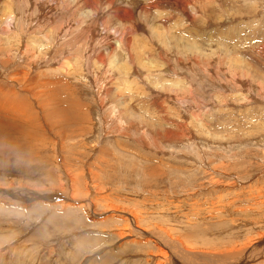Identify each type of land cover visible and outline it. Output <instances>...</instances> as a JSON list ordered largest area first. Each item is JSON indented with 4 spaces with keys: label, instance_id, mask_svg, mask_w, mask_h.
<instances>
[{
    "label": "rangeland",
    "instance_id": "rangeland-1",
    "mask_svg": "<svg viewBox=\"0 0 264 264\" xmlns=\"http://www.w3.org/2000/svg\"><path fill=\"white\" fill-rule=\"evenodd\" d=\"M0 95V264H264V0H0Z\"/></svg>",
    "mask_w": 264,
    "mask_h": 264
},
{
    "label": "bare ground",
    "instance_id": "bare-ground-1",
    "mask_svg": "<svg viewBox=\"0 0 264 264\" xmlns=\"http://www.w3.org/2000/svg\"><path fill=\"white\" fill-rule=\"evenodd\" d=\"M81 3H82V2H81ZM94 13H95V12H94ZM54 79H56V78H54ZM50 85H52V83H50ZM48 86H49V84H48ZM34 88H35V87H34ZM51 88H52V86H51ZM57 88H58V87H57ZM59 88H60V87H59ZM47 89H48V88H47ZM53 89H55V88L53 87ZM53 89H52V90H53ZM9 90H10V89H9ZM9 90H8V91H9ZM8 91L6 92V90H5L4 93H5V94H6V93H9ZM36 91H37V90H36ZM10 92H11V91H10ZM26 92H27V91H26ZM38 92L41 93V91H39V90H38ZM42 92H43V91H42ZM51 92H52V91H51ZM4 93H3L2 95H4ZM31 93H32V91H31ZM9 94H10V93H9ZM13 94H14V93L11 92V95H13ZM29 94H30V93H29ZM31 95H32V94H31ZM33 95H36V94L33 92ZM0 96H1V95H0ZM7 96H10V95H7ZM36 96H37V95H36ZM36 96H35V97H36ZM2 97H4V96H2ZM35 97H34V98H35ZM37 97H38V96H37ZM37 97H36V98H37ZM42 97H43V96H42ZM44 97H45V96H44ZM15 98H16V97H15ZM36 98H35V99H36ZM8 99H9V98H8ZM4 100H5V99H4ZM11 100H12V99H11ZM5 101H6V100H5ZM1 102H2V101L0 100V103H1ZM24 102H25V101H24ZM12 103H13V101H12ZM14 103H15V102H14ZM5 104H6V103H4V105H5ZM47 104H49V103H47ZM53 104H54V103H53ZM74 104H75V103H74ZM76 104H77V103H76ZM2 105H3V104H2ZM6 105H7V104H6ZM6 105H5V106H6ZM12 105H13V104H12ZM15 105H16V104H15ZM24 105H25V104H24ZM64 105H65V104H64ZM64 105H63V106H64ZM19 106H20V105H19ZM21 106H22V105H21ZM25 106H26V105H25ZM31 106H32V104H31ZM40 106H41V105H40ZM73 106H74V105H73ZM12 107H13V106H12ZM14 107H15V106H14ZM23 107H24V106H23ZM23 107H22V108H23ZM28 107H29V106L27 105V108H28ZM59 107H61V105H60ZM17 108H18V107H17ZM27 108H26V109H27ZM70 108H71V107H70ZM4 109H5V107H4ZM10 109H12V108H10ZM24 109H25V107H24ZM26 109H25L24 111H26ZM28 109H30V108H28ZM45 109H46V108H45ZM63 109H65V108H63ZM66 109H67V111H68V110H69V107H68V108L66 107ZM5 110H6V109H5ZM16 110H17V109H16ZM16 110H15V111H16ZM33 110H34V109H33ZM1 111H3V109H2V110L0 109V112H1ZM8 111H9V110H8ZM20 111H21V110H20ZM24 111H23V112H24ZM64 111H65V110H64ZM64 111H63V112H64ZM70 111L73 112V110H71V109L69 110V112H70ZM11 112H13V111H11ZM11 112H10V114H12ZM18 112H19V110H18ZM21 112H22V111H21ZM21 112H20V113H21ZM27 112H29V111H26L25 116H26V114L28 115ZM31 112H32V111L30 110V113H31ZM8 113H9V112H8ZM20 113L17 114V112H16L15 114H17V116H18V115H20ZM66 113H67V112H66ZM70 113H71V112H70ZM2 114H5V113H2ZM6 114H7V113H6ZM10 114H9V115H10ZM45 114H46V112H45ZM0 115H1V113H0ZM13 115H14V114H13ZM46 115H47V114H46ZM53 115H54V114H53ZM62 115H65V113H63ZM1 116H3V115H1ZM55 116H57V115H55ZM70 116H71V114H70ZM74 116H75V115H74ZM8 117L11 118L10 116H8ZM13 117H14L15 120H17L18 122H20V121L23 120L22 118H19V120H18V118L16 119L15 115H14ZM19 117H20V116H19ZM23 117H24V116H23ZM60 117H62V116H60ZM66 117H67V116H66ZM76 117H77V116H76ZM5 118H6V117H5ZM14 118H13V119H14ZM25 118H26V117H25ZM27 118H28V117H27ZM27 118H26V119H27ZM32 118H33V117H32ZM71 118H72V117H71ZM71 118H70V119H71ZM74 118H75V117H73V119H74ZM13 119L11 118L10 121H12ZM20 119H21V120H20ZM26 119H25V120H26ZM66 119H67V118H66ZM73 119H72V120H73ZM75 119H76V118H75ZM75 119H74L73 121H75ZM77 119H78V118H77ZM0 120H1V119H0ZM6 120H9V119L6 118ZM58 120H61V119L58 118ZM64 120H65V119H64ZM3 121H4V120H3ZM10 121H9V122H10ZM23 121H24V120H23ZM23 121H22V123H23ZM62 121H63V120H62ZM67 121H69V120L67 119ZM73 121H70V122H73ZM1 122H2V121H1ZM26 122H27V121H26ZM14 123H15V122H14ZM76 123H77V121H76ZM3 124H4V122H3ZM19 124H21V123H19ZM25 124H26V123H25ZM28 124H29V122H28ZM6 125H7V123H6ZM26 125H27V124H26ZM8 126H9V125H8ZM8 126H7V127H8ZM10 126H11V125H10ZM29 127H30V126H29ZM17 128H18V127H17ZM9 129H10V128H9ZM27 129H28V128H27ZM49 129H50V128H49ZM5 130H6V129H5ZM15 131H16V130H15ZM13 132H14V131H13ZM15 133H16V132H15ZM15 133H14V135H15ZM9 134H10V133H9ZM12 135H13V133H12ZM3 136H4V137L7 136V132H6L5 134H3ZM16 136H19V135H16ZM16 136H15L14 138H17ZM4 137H3V138H4ZM12 138H13V137H12ZM18 138H19V137H18ZM21 138H22V137H21ZM15 140H16V139H15ZM0 141H3V139L0 140ZM6 142H7V141L5 140V144H8V146H9V143H6ZM14 143H15V142H14ZM26 143H27V142H26ZM3 144H4V143H3ZM5 144H4V145H5ZM11 144H13V142H12ZM16 144H17V143H16ZM16 144H14V145H16ZM1 145H2V144H1ZM26 148H27V147H26ZM30 157H31V156H30ZM72 179H73V178H72ZM73 181H75V179H74ZM33 195H34V194H33ZM35 195H37V194H35ZM68 200H69V199H68ZM76 201H77V200H76ZM73 202H74V201H73ZM68 203H69V204H68ZM68 203H67L68 205H71V206H72V204H71L70 201H69ZM67 204H66V205H67ZM132 217H133V219L135 220V218H134L135 216H132ZM135 223H136V222H135ZM135 223H134V224H135ZM117 233H118V231H117ZM118 234H119V233H118ZM118 234H116V235H118ZM139 235H140V234H139ZM126 236H128V234H124V233H123V234H120L119 238H122V239H123V237H124V239H126ZM129 236H130V235H129ZM146 242H147V241H146ZM89 253H90V252H89ZM162 254H163V253H162ZM16 261H17V260H16ZM18 262H19V261H18ZM9 263H11V262H9Z\"/></svg>",
    "mask_w": 264,
    "mask_h": 264
},
{
    "label": "crops",
    "instance_id": "crops-1",
    "mask_svg": "<svg viewBox=\"0 0 264 264\" xmlns=\"http://www.w3.org/2000/svg\"><path fill=\"white\" fill-rule=\"evenodd\" d=\"M244 21V20H243Z\"/></svg>",
    "mask_w": 264,
    "mask_h": 264
}]
</instances>
